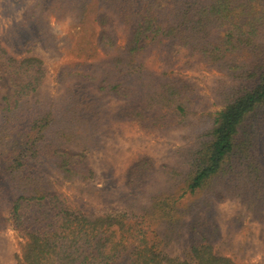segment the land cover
I'll return each mask as SVG.
<instances>
[{"label":"trees","instance_id":"1","mask_svg":"<svg viewBox=\"0 0 264 264\" xmlns=\"http://www.w3.org/2000/svg\"><path fill=\"white\" fill-rule=\"evenodd\" d=\"M51 17L96 28L87 58L103 54L58 65V93L46 89L48 65L35 51L55 46ZM263 39L264 0L27 3L0 32V67L12 89L0 101V231L24 235L22 264H243L221 250L243 258L254 251L253 240L238 238L246 215L264 247ZM154 51L228 78L215 96L221 108L198 117L204 126L193 130L205 101L197 83L149 69ZM119 122L188 134L175 162L134 159L112 205H72L64 188L89 189L96 179V130ZM225 201L242 209L227 227L218 209Z\"/></svg>","mask_w":264,"mask_h":264},{"label":"rangeland","instance_id":"2","mask_svg":"<svg viewBox=\"0 0 264 264\" xmlns=\"http://www.w3.org/2000/svg\"><path fill=\"white\" fill-rule=\"evenodd\" d=\"M33 0H0V32L18 20L27 3ZM50 31L55 36V46L49 44H37L36 53L44 59L48 65L46 77V89L48 92L58 93L54 83V75L58 65L78 59L100 58L101 51L87 58L88 43L95 41L97 29L92 26H74L72 20L65 19L58 21L54 17L46 18ZM78 44H82L80 54L76 53ZM259 49L264 50V39L260 41ZM163 60L161 59V57ZM147 67L153 71L161 72L166 69L169 72L180 74L197 83L200 92L205 96V101L197 110V120L194 129L204 124H199V115H205L209 111L221 108L216 95L221 93L224 85V74L206 63H196L187 68L183 62L172 59L167 53L154 51L146 59ZM0 101L3 96H11L10 76L4 68L0 67ZM208 119V118H207ZM199 124V125H198ZM204 126V125H203ZM97 131L98 142L91 149V163L96 173L94 184L89 189L82 186H66L65 194L69 197L74 206L88 205L94 209H102L103 206L112 205L121 190V177L124 170L141 154L152 156L157 165L162 162H175L173 155L176 149L182 144V133L179 130H166L164 132L144 131L135 123H115V125L102 128ZM181 132V133H180ZM188 134V133H187ZM83 189V190H82ZM219 219L227 227V222L241 212V206L236 201H225L220 203ZM232 220V219H231ZM230 220V221H231ZM233 221V220H232ZM238 238H250L254 241V251L246 254V258L235 253L233 249H222L224 255L243 264H263L264 247L262 246V234L257 222L251 221L250 216L239 219ZM26 239L24 235L13 226L0 231V264H22V247ZM127 258L119 260L116 264H127Z\"/></svg>","mask_w":264,"mask_h":264}]
</instances>
